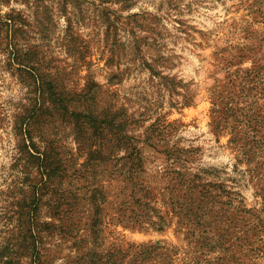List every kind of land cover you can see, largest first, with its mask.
<instances>
[{
  "label": "rangeland",
  "instance_id": "1",
  "mask_svg": "<svg viewBox=\"0 0 264 264\" xmlns=\"http://www.w3.org/2000/svg\"><path fill=\"white\" fill-rule=\"evenodd\" d=\"M34 68L62 100L40 137ZM245 128L264 138V0H0V264H227L216 241L229 204L196 210L191 181L259 211L247 169L261 159L240 164L234 149ZM31 140L61 165L43 191ZM203 230L206 249L192 242ZM130 243L143 261L109 257Z\"/></svg>",
  "mask_w": 264,
  "mask_h": 264
},
{
  "label": "trees",
  "instance_id": "2",
  "mask_svg": "<svg viewBox=\"0 0 264 264\" xmlns=\"http://www.w3.org/2000/svg\"><path fill=\"white\" fill-rule=\"evenodd\" d=\"M4 20L5 21L2 25L11 26L12 23L14 24V18H5ZM32 83L34 87V101L30 111V124L33 128V133H36L37 137H40L41 134L39 133V130L43 126V121L45 120L48 111L53 108L60 107L62 100L61 96L56 91V83L37 68L33 69ZM90 84V87H86V101H90L92 99L90 90L95 86V84ZM27 126L28 122L25 125V132L30 135V131L27 129ZM238 134H244L246 136L244 142L237 143L238 145L234 148H237L242 156L238 162L240 164L250 165V163H252L251 156L256 155L257 152L258 158L261 159V167L247 169L251 180L255 181L257 186V197L260 200L259 204L262 205L261 209L259 211L255 210L254 212V210H249L241 204L240 206H233V200L231 197L232 195L230 192L224 190V185L200 183L201 177L197 175H194L195 180L191 181L193 191L192 193H194V202H199V204L196 206V210L201 208L207 210V204L210 203L219 204L220 208H222L224 204H229L227 205V207L230 209L229 219L222 216L219 218V220H217V225L222 227L223 233L218 234L219 237L216 241V243L220 244L219 248L221 249L222 253H226L228 250H230L232 253L233 259L228 260L227 264H260L261 261H264V219L261 217V215H264V138L258 141L253 136L255 140H252V142L250 140L249 142V138L252 135H256L255 130L250 128H245L238 131L236 136H238ZM231 142L234 144L233 140H231ZM26 147L28 150L31 149V151H33V153L29 154L28 157L32 165H38V169L41 174V181L36 187H39V189L43 191L44 187H50L52 185L51 182L54 181V176L61 169V165L52 159L51 151L48 150V146L42 147L43 150L41 151V147H37L36 142L31 140V144L26 145ZM129 163V174L136 176L139 169V164H135L132 158H129ZM223 193H225L227 201L220 199ZM53 194L54 193H51V200H49V204L57 203ZM42 195H38V190L34 191V197ZM238 212L242 214L241 218L236 217ZM205 219L206 216L204 214L195 218L196 227H202L200 221H205ZM52 227V224H46L45 226V229L49 231V234L52 233ZM228 231L231 232L226 234ZM206 234H208V231L203 230L202 234L196 236V238H194L192 241L199 242L200 249H206L211 243V238H206ZM226 236H228V239H226ZM122 246L123 245L114 246V244H112V246L108 249L109 251H107V253H110L109 257L114 258L116 261V258L122 256L125 250H133V252H135L138 256L142 257V261L143 257H147L146 251L144 249L140 250L139 246H136L133 243L128 244L126 248L124 247L125 249ZM240 254L245 259L244 261H241L239 258ZM216 260L220 261L217 264H223L224 258L218 257ZM128 262L129 264H132V259H129ZM191 264L213 263L208 261L205 263L192 262Z\"/></svg>",
  "mask_w": 264,
  "mask_h": 264
}]
</instances>
